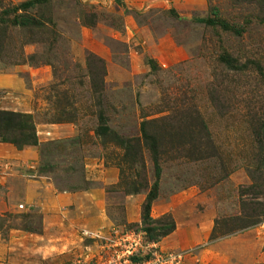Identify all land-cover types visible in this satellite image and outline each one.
Instances as JSON below:
<instances>
[{
    "label": "rangeland",
    "instance_id": "rangeland-1",
    "mask_svg": "<svg viewBox=\"0 0 264 264\" xmlns=\"http://www.w3.org/2000/svg\"><path fill=\"white\" fill-rule=\"evenodd\" d=\"M29 1L0 0V111L31 116L39 141L0 143V264L99 262L115 229L150 242L144 123L160 143L152 228L176 226L158 247L264 264V223L246 222L264 205V0H52L26 15L43 27L2 15Z\"/></svg>",
    "mask_w": 264,
    "mask_h": 264
},
{
    "label": "trees",
    "instance_id": "trees-1",
    "mask_svg": "<svg viewBox=\"0 0 264 264\" xmlns=\"http://www.w3.org/2000/svg\"><path fill=\"white\" fill-rule=\"evenodd\" d=\"M237 3H248V0H233ZM52 3V0H32L26 3L21 4L20 6L13 9L12 12L10 11H4L2 14L3 16L12 15L14 17L13 24L18 27H43V20H36V19H30L27 17V13L30 10H33L35 8H44L50 6ZM206 23L208 26H216L220 25L223 29L227 31H234L232 27H230L226 23L221 22H215L212 20L208 21H200ZM221 61L228 66L230 69H237V63L234 59H231L229 56L225 55L222 57ZM203 128L204 124H202ZM100 133L104 136L109 133L108 127L104 126L99 129ZM142 134H143V141L145 142V147L150 150L153 156L154 165L156 168V178L157 182L149 189L147 199L145 204L142 207V223L145 226V232L150 233V242L158 244L159 238H166L169 235H171L175 229L176 226L174 224V221H169V223H166L162 229L155 230L152 228L153 226V219L151 218V211L153 203L158 199V189H159V180L161 177V169L157 165L158 164V157H159V150H160V143L159 140L156 138H153L148 135L146 131V124H142ZM259 137H262L264 140V127L258 134ZM0 143H8L14 145L18 149H23L25 147H32L37 146L39 141L37 138V131H36V125L33 121V118L28 115L24 114H17L10 111H0ZM140 141H136L134 139L129 140L127 142H122L121 146L127 150L128 152H133L136 150V148L139 146L138 144ZM264 160V158H263ZM252 190L257 191L258 195L264 196V184H256L252 186ZM138 192V190L134 191V193ZM256 207H261L259 211L258 219L246 221L248 223L247 228L258 226L262 223H264V205L258 203L256 204ZM152 228V229H151ZM155 231H160V234L157 236ZM153 232L155 233L152 237Z\"/></svg>",
    "mask_w": 264,
    "mask_h": 264
},
{
    "label": "built area",
    "instance_id": "built-area-1",
    "mask_svg": "<svg viewBox=\"0 0 264 264\" xmlns=\"http://www.w3.org/2000/svg\"><path fill=\"white\" fill-rule=\"evenodd\" d=\"M97 238L103 237L98 234ZM97 254L99 262L87 256L86 260H78L77 264H182L180 253L163 251L158 244L145 241L141 234L117 229L102 240Z\"/></svg>",
    "mask_w": 264,
    "mask_h": 264
}]
</instances>
